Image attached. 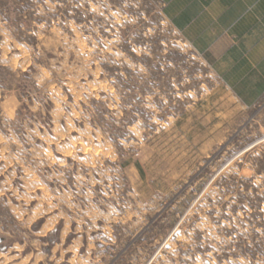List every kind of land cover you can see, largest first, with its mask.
<instances>
[{
    "label": "rangeland",
    "instance_id": "rangeland-1",
    "mask_svg": "<svg viewBox=\"0 0 264 264\" xmlns=\"http://www.w3.org/2000/svg\"><path fill=\"white\" fill-rule=\"evenodd\" d=\"M260 84L264 0H0V264H264Z\"/></svg>",
    "mask_w": 264,
    "mask_h": 264
},
{
    "label": "trees",
    "instance_id": "trees-1",
    "mask_svg": "<svg viewBox=\"0 0 264 264\" xmlns=\"http://www.w3.org/2000/svg\"><path fill=\"white\" fill-rule=\"evenodd\" d=\"M164 13H166L165 10H164ZM171 21H172V23L174 24L175 27H177V28H181V27H182V24L188 22V18H185V20H184L183 23L178 22V20H176V19H172ZM258 86H259V88H260V89H259L260 91L264 89V85H261V84H260V85H258Z\"/></svg>",
    "mask_w": 264,
    "mask_h": 264
},
{
    "label": "crops",
    "instance_id": "crops-1",
    "mask_svg": "<svg viewBox=\"0 0 264 264\" xmlns=\"http://www.w3.org/2000/svg\"><path fill=\"white\" fill-rule=\"evenodd\" d=\"M189 23H190V22H188L187 24H182V27H181V28H178V29L184 31L185 28L189 25Z\"/></svg>",
    "mask_w": 264,
    "mask_h": 264
}]
</instances>
